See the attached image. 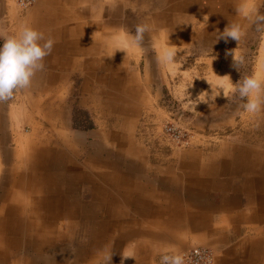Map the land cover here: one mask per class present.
<instances>
[{
	"label": "crops",
	"instance_id": "0c3cea01",
	"mask_svg": "<svg viewBox=\"0 0 264 264\" xmlns=\"http://www.w3.org/2000/svg\"><path fill=\"white\" fill-rule=\"evenodd\" d=\"M95 3L106 4V24L96 25L92 20L86 25L77 23V30L66 26L65 15L61 13L62 0H42L26 17L28 25L51 36L55 44L44 61L45 70L36 74L31 87L19 91L7 103H0V150L4 152L0 164L9 166L6 170L0 166L2 175L5 174L0 185L3 264H21L15 260L20 252L32 257L26 264H104L109 254L113 264L126 247H135L137 255L157 256L160 264L166 249L177 253L197 246L214 249L215 264H264V158L258 164V153L253 148L241 143H222L216 152L206 151V146L170 151L155 147L146 138L145 144L137 141L136 128L120 127L103 130L97 136H91V130L84 133L86 139L94 138L90 144L93 151L77 165V158L71 155H82L83 135L70 136L68 148L65 137L51 138L50 141H56L53 144L42 142L51 111L50 94L56 91L59 94L66 84L75 82L77 68L82 66L84 99L88 93L91 100L92 96L103 94L92 84H111V98L119 99L122 94L128 111H132L136 82L130 84L122 73L107 71L121 60L101 65L105 76L95 74L98 59L81 64V57L98 44L96 39L81 36L133 35L125 12L141 15L138 19L150 26L145 36H183L191 32L174 27L172 21L188 19L193 12L198 17L203 13L202 3L195 0H95ZM224 7H213L220 19L215 25L221 21L226 26ZM84 15L87 14L78 15L77 21L83 20ZM89 16L87 19L91 20ZM232 20L236 24L243 22L241 16ZM193 26L198 29L195 21ZM214 29L216 34L217 27ZM201 35L194 31L192 40L198 42ZM144 41L148 45V40ZM109 58L106 56V61ZM159 66L150 61L143 65L146 70ZM146 83L147 80L143 82ZM39 99L43 102L40 108H28L29 100ZM16 106L21 107L20 111ZM118 107L117 111L122 108L127 111L124 104ZM16 111L18 118L22 111H45L42 120L34 117L41 128L34 136L35 144L31 143L29 148L20 142L17 146L15 126L36 124L26 114L17 122L12 117ZM77 188L86 190L90 197L88 204L83 205L85 202L73 194H77ZM22 189L40 196L22 195L26 192ZM82 225L86 241L82 239L77 250L71 251L74 261L69 262L70 256L61 257L62 252L68 245L77 244ZM54 251L57 258L52 256Z\"/></svg>",
	"mask_w": 264,
	"mask_h": 264
},
{
	"label": "rangeland",
	"instance_id": "374dc122",
	"mask_svg": "<svg viewBox=\"0 0 264 264\" xmlns=\"http://www.w3.org/2000/svg\"><path fill=\"white\" fill-rule=\"evenodd\" d=\"M42 0H38L37 4L25 11H22L16 5L14 0H0V25H4V37L15 35L22 24H27V15L33 12ZM64 5L61 4L64 10L61 11L62 16L65 15L66 26H74L77 30V23L86 25L93 23L106 24V12L104 7L106 4H96L95 0H62ZM201 2L202 11L201 17H198L195 12L190 15L188 19H175L172 21L174 27L182 28L183 31L191 32L188 35L179 36H145L144 39L148 40L146 45L145 41L141 45H133L131 40L132 35H116V36H100L88 37L81 36V39L92 38L97 40V45L92 46L96 49L91 50V53L81 57V64H88L90 59H98L96 64V73L98 76H105L106 72L101 65L113 63L115 60H121V62H114L115 68H108L107 71H117L125 75L128 82L137 87L136 100L131 102L132 111H128L127 102L121 97L112 99L111 84H92V87H97L102 91V95L99 97L92 96L88 93L86 99L83 95V85L81 83L84 74V67L77 68L75 73V82L65 85V88L59 94L56 92L50 94V115L47 119V125L44 126L43 143H47L51 138H64L66 140V147L71 138L77 136V134L83 135L84 144L82 149V155H71V158H77V165L83 163L85 157L89 154L91 147L90 144L94 142L93 137H84V133L93 131L91 136H97L96 133H100L103 130H109L112 128L119 129L120 127H133L136 128L137 141L145 144V137L143 136V128L148 125L149 131L155 130L167 121L169 118H178L180 114L183 115L182 123L184 127L191 128L195 134V144L197 148L206 146L209 152H216L217 148L222 143H241L248 147L253 148L254 152H257L258 164H261V160L264 158V112H260L256 115H250L244 113L243 110L237 111V106L241 101L234 92H230L228 98L223 95V90L220 89V85L227 84V81H220L218 76L223 77L229 75L233 77L231 80L233 84H236L241 79L242 74L252 75L255 74L258 78L264 81V63L262 69L260 68L261 54L264 51V36L256 33L253 29V25L249 19L243 15L238 14V8L257 9L259 13L264 14V0H195ZM231 2H234L232 5ZM222 6L225 10L224 20H228L226 26L229 23H233V17L241 16L243 20L237 22L242 28L243 35L239 43L235 40L229 39L227 42L223 39L218 41L220 32H223L225 25L220 21L217 14L213 12V7ZM109 7V6H108ZM110 8V7H109ZM85 10V11H83ZM236 11V12H235ZM86 13L91 16V20L87 19V15L83 17V20L77 21V16ZM130 21V28L134 29L135 26L142 19H138V12L123 13ZM89 16V18H90ZM141 17V15H139ZM207 17L208 19H205ZM221 18V17H220ZM4 21H6L4 23ZM89 21V22H88ZM196 22L195 29L193 22ZM223 25V27H222ZM68 27V28H69ZM214 27H217L216 34H214ZM206 28H210V33L206 32ZM219 30V31H217ZM131 31V30H130ZM198 31L202 33L201 39L197 42L193 39V32ZM133 32V33H134ZM206 32V33H204ZM134 35V34H133ZM124 36L125 40H122ZM195 38V37H194ZM149 46V48H147ZM175 46L176 55L173 63L167 64L158 60L160 53L168 47ZM145 48V49H144ZM230 50H235V56L237 60L242 61L241 72H238L232 67L233 55H228ZM92 55V56H91ZM106 56H109L110 61H106ZM101 58V60H100ZM264 60V59H263ZM150 63L152 65H160L159 67L148 68L143 67L144 63ZM264 62V61H263ZM82 71V72H81ZM146 71V72H145ZM147 80L148 83L143 84ZM116 84V83H115ZM129 84V83H128ZM129 84V86H130ZM128 86V85H126ZM212 86V87H211ZM100 87V88H99ZM117 90L119 87L114 85ZM108 89V90H107ZM111 89V90H109ZM121 89V88H120ZM119 89V90H120ZM122 90V89H121ZM108 91V92H106ZM221 95L216 98L215 101L210 99L212 92L219 93ZM203 96L199 98L202 94ZM111 95V96H110ZM115 95H117L115 93ZM90 97V98H89ZM199 98V99H198ZM47 101V99L45 100ZM207 101V102H203ZM42 100L28 101V108H40ZM109 104L114 107H109ZM124 104V109L127 111H117L118 105L120 108ZM198 104V105H197ZM197 105V106H196ZM17 111H20L17 106ZM112 109L114 111H112ZM17 111L12 114V117L18 122L21 121V117L25 114L33 120L35 127L30 125L15 126L16 128V142L17 146L22 143L25 147H30L31 143L35 144L34 136L40 131V126L35 121L42 120L45 115V111H22V115L18 118ZM261 111H264L262 109ZM5 112H3V115ZM21 119V120H20ZM48 128V129H46ZM89 134V133H88ZM63 140V141H64ZM100 142V140H98ZM56 143V141H50ZM27 143V144H26ZM64 146V145H63ZM216 148V149H214ZM79 149V150H80ZM30 150V149H29ZM190 150V149H187ZM183 151V150H182ZM4 156V152L0 150V158ZM85 152V153H83ZM31 153V150L29 152ZM0 161H2L0 159ZM254 162V161H253ZM252 162V163H253ZM2 170H6L9 166L1 165ZM259 168V169H258ZM257 169L262 171L261 166ZM4 175L0 170V185L4 183ZM26 191L22 195H31L33 198L40 196L37 193H31L30 189L21 190ZM86 190L77 188V194L73 192L78 198L83 200V205L88 204L90 197H88ZM21 207L18 203H16ZM34 204V203H31ZM2 204H0L1 208ZM46 210V208H45ZM41 212V211H39ZM42 222V221H41ZM81 224V223H80ZM81 232L77 236L78 241L76 245H68L61 257L70 256L69 262L74 261V256L71 255L73 249L77 250L80 245V241H86L83 236V227ZM119 237V235H118ZM137 249V248H136ZM176 251V250H175ZM3 252V246H0V264H3L1 255ZM123 253H126L132 258L124 259ZM123 253L117 256L113 260V264H159L157 256L150 257L146 254L137 255L135 247H126L123 249ZM54 258H57L58 254L54 251ZM33 260L31 256H26L25 252H20L19 256L15 259L21 264H26L28 261ZM67 259V258H66ZM142 259V260H141ZM14 260V261H15ZM104 264L107 261L104 260Z\"/></svg>",
	"mask_w": 264,
	"mask_h": 264
},
{
	"label": "clouds",
	"instance_id": "9594fccd",
	"mask_svg": "<svg viewBox=\"0 0 264 264\" xmlns=\"http://www.w3.org/2000/svg\"><path fill=\"white\" fill-rule=\"evenodd\" d=\"M237 12L245 15L253 25L254 31L264 36V14L259 13L257 9L249 10L244 7L238 8ZM205 19L208 18L205 17ZM149 31L148 24H137L135 33L131 36L132 44L141 45L144 42L145 34ZM219 33L218 41L223 39L226 42L232 39L239 43L243 35L241 26L236 23H229L223 32L219 31ZM54 44L55 40L51 36H46L43 31L28 24H22L15 35L3 38V44L0 46V103H7L15 97L16 93L31 87L36 74L45 70L44 61L51 55ZM234 53L235 50L228 52V55H233L232 67L241 72L242 61L237 60ZM175 55L176 48L171 46L165 48L157 58L164 63L171 64ZM218 79L222 82L227 81L226 85L223 83L220 85L225 97L228 98L230 92H234L238 96L241 101L237 106L238 112L243 110L244 113L256 115L264 109V81L255 74H242L236 84L232 83L229 75L218 76ZM220 95L221 91L219 93L212 92L210 99L215 101ZM111 258V254L105 257L107 264H111ZM123 258L132 257L123 253ZM160 264H185V260L182 254L169 252L166 249L160 257Z\"/></svg>",
	"mask_w": 264,
	"mask_h": 264
},
{
	"label": "built area",
	"instance_id": "2783aa9c",
	"mask_svg": "<svg viewBox=\"0 0 264 264\" xmlns=\"http://www.w3.org/2000/svg\"><path fill=\"white\" fill-rule=\"evenodd\" d=\"M22 11L28 10L37 4L38 0H14ZM6 21H4L5 23ZM4 25H0V46L3 44ZM183 115L168 119L155 130L149 131L148 125L143 128L144 137L155 147L168 150H186L196 146L195 134L191 128L184 127L181 122ZM155 148V149H158ZM184 256L185 264H215L216 251L209 247H192L186 251L177 252Z\"/></svg>",
	"mask_w": 264,
	"mask_h": 264
},
{
	"label": "bare ground",
	"instance_id": "6f19581e",
	"mask_svg": "<svg viewBox=\"0 0 264 264\" xmlns=\"http://www.w3.org/2000/svg\"><path fill=\"white\" fill-rule=\"evenodd\" d=\"M261 57H262V58H261L260 68L262 67V65H263V63H264V62H263V61H264V60H263V59H264V51L262 52ZM261 69H262V68H261ZM232 79H233V77H231V80H232Z\"/></svg>",
	"mask_w": 264,
	"mask_h": 264
}]
</instances>
